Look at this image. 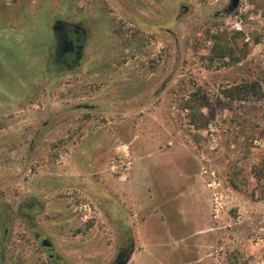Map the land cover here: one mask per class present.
<instances>
[{
    "label": "rangeland",
    "instance_id": "obj_1",
    "mask_svg": "<svg viewBox=\"0 0 264 264\" xmlns=\"http://www.w3.org/2000/svg\"><path fill=\"white\" fill-rule=\"evenodd\" d=\"M1 1L12 7L18 0ZM21 3V17L10 8L0 25V264H53L36 234L51 241L61 264H115L131 245L127 264H182L179 256L163 258L177 254L187 235L176 230V205L163 215L164 251L153 253L144 215L134 220L142 226L134 238L130 218L120 223L115 211L122 206L114 201L109 211L100 196L132 158L99 150L91 159L99 147L89 138L107 121L85 110L97 103L99 83L83 77L84 59L71 71L53 61L57 19L87 28L88 52L118 73L122 103L159 104L161 152L184 149L210 195L214 236L203 261L264 264V0H240L231 12L230 0ZM152 110L134 109L127 137L140 140L138 120ZM50 115L59 118L17 120Z\"/></svg>",
    "mask_w": 264,
    "mask_h": 264
},
{
    "label": "crops",
    "instance_id": "obj_2",
    "mask_svg": "<svg viewBox=\"0 0 264 264\" xmlns=\"http://www.w3.org/2000/svg\"><path fill=\"white\" fill-rule=\"evenodd\" d=\"M23 5L21 0L13 4L12 7L9 3L0 2V25L3 17L10 12V8L15 11V17L18 19L21 17V8ZM26 9L23 14L26 17ZM16 21V20H15ZM16 28L18 23H14ZM87 43L84 49V69L83 77L87 78L89 84L92 82L99 83L98 99L97 103L88 104L85 107L87 112H98L103 114L106 118L104 129L100 132L92 135L89 141L96 140L97 150L91 155V159H94L95 152L105 150L111 154L117 155L128 154L132 158L130 164H128L124 171V176H120L114 180V183L108 187L107 183L101 187L100 196L105 201H108L110 205L109 211H111L112 202L120 204L122 210L115 206V211L121 213L119 216L120 223L127 217L130 218V232L132 237L137 238L138 227L142 226L134 225V220L138 221V217L144 215L146 240L149 244L148 252H163L164 246H160L162 242L161 227L163 223V215L172 211L173 205H176L178 212L176 218V230L185 231L184 246L178 250V253L168 252L163 255V258H175L179 256L182 260V264H189L190 261L194 264H206L203 260L207 255V248L211 244L213 234V214L211 209L210 195L204 185L203 180L199 176L198 170L195 169V165L189 164L186 151L182 148H169L167 152H161V139L157 133L159 128H155V125L159 126L164 123L165 118L159 114L156 109L159 104L156 101L143 100L135 104H124L121 99L116 95L118 89L117 77L118 73L114 72V69L106 67V63L98 57L99 63H94L95 57L92 52H88ZM87 52L90 53L87 57ZM42 61V60H41ZM98 65V67L96 66ZM52 72V71H51ZM40 76H43V67L40 69ZM55 74V73H54ZM45 75V74H44ZM55 76H59L55 74ZM55 78L50 79L47 82V86L52 85ZM91 82V83H90ZM128 94V91H125ZM155 108L151 113H147L144 116H140L139 125H145L142 128V137L140 140L138 136L133 137L130 133V137H127L125 130H129V126L134 124L133 112L135 108ZM51 119H42V117L21 116L18 123L22 124H47L49 121L58 120V116L50 115ZM3 120V119H2ZM113 125L114 131L111 126ZM160 127V126H159ZM132 129V127H130ZM37 133V131H36ZM35 138L37 134L34 135ZM41 136V134H40ZM39 136V137H40ZM38 137V138H39ZM25 138V136L23 137ZM138 141L134 143V141ZM94 145V144H93ZM96 146V145H95ZM108 152V153H109ZM89 157V158H90ZM105 157V156H104ZM103 158V157H101ZM98 159L99 162L102 159ZM91 161V160H90ZM121 165H114V167H120ZM100 168V167H99ZM76 172L78 171L77 169ZM168 175L169 180L166 187L157 186V183L162 176ZM108 179V178H107ZM110 180V179H109ZM150 180L152 182H150ZM102 180H100V185ZM150 188H153V192ZM153 193V195H152ZM126 205H123V204ZM172 204V205H171ZM129 207L131 213H128L125 208ZM105 210V208H104ZM183 211L185 218L179 212ZM105 212V211H104ZM105 213H108L105 212ZM144 213V214H142ZM165 213V214H162ZM127 214V215H126ZM127 216V217H126ZM172 219V217H170ZM124 224V223H123ZM125 226V224L123 225ZM138 226V227H137ZM137 243V241H136ZM140 243V241H138ZM134 250V247H133ZM200 253V258L198 255ZM194 253L193 255H190Z\"/></svg>",
    "mask_w": 264,
    "mask_h": 264
},
{
    "label": "flooded vegetation",
    "instance_id": "obj_3",
    "mask_svg": "<svg viewBox=\"0 0 264 264\" xmlns=\"http://www.w3.org/2000/svg\"><path fill=\"white\" fill-rule=\"evenodd\" d=\"M231 3L232 0H230L229 5L225 8L227 12L234 11L238 7L237 6L236 8H230ZM239 3L240 0L238 2V5ZM219 15H222V13H220ZM53 32L55 35L53 61L57 65L69 71L76 70L84 58V49L89 35L87 28H84L81 23H72L64 19H57L53 25ZM116 233L118 236H120L119 230H116ZM35 237L36 239L41 241V245L43 241L46 240L45 238H42L40 234H36ZM43 247H45L49 251V257L50 260L53 261V264H61L59 262L58 255L52 253L54 248L50 240H48V246ZM132 250L133 245H131L130 247H121L118 256L128 255Z\"/></svg>",
    "mask_w": 264,
    "mask_h": 264
},
{
    "label": "water",
    "instance_id": "obj_4",
    "mask_svg": "<svg viewBox=\"0 0 264 264\" xmlns=\"http://www.w3.org/2000/svg\"><path fill=\"white\" fill-rule=\"evenodd\" d=\"M238 2H239V0H232L230 8H236L238 6ZM79 48H82V47H79ZM42 245L43 246H48V240L47 239L44 240ZM131 252H130V254H131ZM130 254L125 255V256H118L115 264H127L128 260H129V257H130Z\"/></svg>",
    "mask_w": 264,
    "mask_h": 264
}]
</instances>
